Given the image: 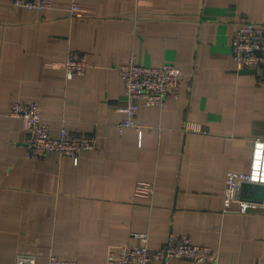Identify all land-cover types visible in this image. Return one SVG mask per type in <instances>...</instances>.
Returning <instances> with one entry per match:
<instances>
[{
  "label": "crops",
  "instance_id": "crops-1",
  "mask_svg": "<svg viewBox=\"0 0 264 264\" xmlns=\"http://www.w3.org/2000/svg\"><path fill=\"white\" fill-rule=\"evenodd\" d=\"M12 1L0 0V264L19 253L104 264L108 248L138 245L142 232L151 247L188 234L217 250L218 264H264V209L223 212L227 173L248 172L253 140L264 138V67L230 55L240 24H264V0ZM70 51L90 65L66 80ZM132 54L177 65L182 85L177 98L140 101L141 131L119 133L115 65ZM16 100L39 103L52 137L64 125L95 135V148L77 161L29 159L25 122L7 115Z\"/></svg>",
  "mask_w": 264,
  "mask_h": 264
},
{
  "label": "built area",
  "instance_id": "built-area-1",
  "mask_svg": "<svg viewBox=\"0 0 264 264\" xmlns=\"http://www.w3.org/2000/svg\"><path fill=\"white\" fill-rule=\"evenodd\" d=\"M19 8L44 9L52 6L53 0H13ZM79 6L73 1L71 15H76ZM230 55L239 66L264 67V24L247 21L238 26L231 41ZM86 56L78 51H70L62 63L64 77L70 80L73 76L84 73L89 67ZM124 83L125 103L118 110L125 117L116 126L119 133L126 127L140 132L136 122L139 102L161 104L167 98H177L182 85V70L175 64L160 65L140 64L134 54L127 61L115 65ZM7 115L22 119L26 126L25 146L27 157L37 160L47 153L58 152L77 161L81 151L92 150L96 145V136L71 131L61 126L58 137L50 135L48 124L43 121L41 106L34 101L11 102ZM250 182L264 187V138H255L252 145L250 169L248 172L229 171L223 192V212L244 213L249 210L264 209V192L261 203L246 201L239 197L240 184ZM138 245L121 243L107 250L104 264H150L158 261L168 264L172 259H184L189 264H218L219 254L210 246L197 244L188 234H170L160 247L149 245V233L137 234ZM16 264H37V257L31 253H19ZM46 264H78L76 258H61L51 254Z\"/></svg>",
  "mask_w": 264,
  "mask_h": 264
},
{
  "label": "water",
  "instance_id": "water-1",
  "mask_svg": "<svg viewBox=\"0 0 264 264\" xmlns=\"http://www.w3.org/2000/svg\"><path fill=\"white\" fill-rule=\"evenodd\" d=\"M263 192V185L243 182L240 184L238 194L243 200L261 203L263 200Z\"/></svg>",
  "mask_w": 264,
  "mask_h": 264
}]
</instances>
